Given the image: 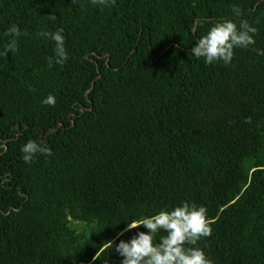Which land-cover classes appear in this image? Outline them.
<instances>
[{
  "label": "trees",
  "instance_id": "trees-1",
  "mask_svg": "<svg viewBox=\"0 0 264 264\" xmlns=\"http://www.w3.org/2000/svg\"><path fill=\"white\" fill-rule=\"evenodd\" d=\"M224 19L256 43L207 65L190 49ZM12 24L26 34L0 56V264H120L115 245L146 231L118 237L126 224L182 201L207 208L213 264H264V0H0V46ZM60 27L68 60L49 66L38 33ZM29 139L53 156L25 164Z\"/></svg>",
  "mask_w": 264,
  "mask_h": 264
},
{
  "label": "clouds",
  "instance_id": "clouds-1",
  "mask_svg": "<svg viewBox=\"0 0 264 264\" xmlns=\"http://www.w3.org/2000/svg\"><path fill=\"white\" fill-rule=\"evenodd\" d=\"M115 2L116 0H91L94 5L104 6H115ZM233 11L236 16H239L238 8H234ZM56 19L54 14L48 16L49 21L54 22ZM25 34L19 25H10L3 34L7 40L0 46V56L15 52L18 49V39ZM256 34L257 29L247 21L241 20L237 25L230 19H224L208 28L190 49V54L197 59L202 58L207 65L221 61L224 65H229L234 58V50L246 49L254 45ZM38 35L54 44V55L47 58L49 66L62 65L68 60L62 27L54 31L45 29ZM255 51L257 55L264 56V49H255ZM41 102L54 106L56 99L50 94ZM246 122L251 121L246 119ZM20 151L25 164L32 163L38 154L45 157L53 156L52 149L46 143L33 139L26 141ZM141 226L146 231L138 230L127 240L120 239L115 245V251L121 257L120 264H213L205 250L197 246L202 238L212 235V227L205 206L188 201H182L171 208L166 206L152 215L131 220L118 233V237ZM161 233L164 234L161 235Z\"/></svg>",
  "mask_w": 264,
  "mask_h": 264
}]
</instances>
